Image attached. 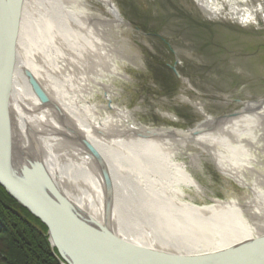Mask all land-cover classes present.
<instances>
[{"label": "bare ground", "instance_id": "1", "mask_svg": "<svg viewBox=\"0 0 264 264\" xmlns=\"http://www.w3.org/2000/svg\"><path fill=\"white\" fill-rule=\"evenodd\" d=\"M99 1L112 22L127 24L111 0ZM196 3L206 20L264 24L263 0ZM91 6L92 0H0L1 177H16L9 184L25 198L45 195L44 209L59 214L65 231L58 239L63 251L69 258L73 250L85 255L76 264H124L120 255L128 254L111 235L138 250L167 255L153 259L161 264H175L174 258L187 264H264V245L247 248L264 237V169L257 167L264 159L256 156L264 154V100L247 102L231 117L206 116L190 130L142 124L120 105L116 85L129 79L123 61L141 62L140 57L120 45L106 17ZM38 92L50 101L44 103ZM191 150L196 165L205 153L253 196L212 199L179 161ZM105 172L113 184L110 208ZM39 180H46V189ZM52 186L80 210L67 208ZM185 186L196 187L197 197ZM201 193L212 203L197 204ZM49 241L57 251V239ZM239 246L242 251L226 259L196 262Z\"/></svg>", "mask_w": 264, "mask_h": 264}, {"label": "rangeland", "instance_id": "2", "mask_svg": "<svg viewBox=\"0 0 264 264\" xmlns=\"http://www.w3.org/2000/svg\"><path fill=\"white\" fill-rule=\"evenodd\" d=\"M111 2L127 24L112 22L113 15L99 0H92L91 8L106 17L108 29L116 33L120 45L135 59L140 57L141 62L123 61L129 79L116 85L121 89L117 95L120 105L142 124L190 130L206 116L231 117L247 102L264 100L263 22L247 26L226 19L206 20L196 0ZM175 66L180 76L173 71ZM167 113L179 117L178 121L164 115ZM187 153L180 155L179 161L185 162V168L212 199L246 201L253 196L251 189L222 174L205 153L200 154L202 162L197 165L189 157L196 151ZM257 155L264 159L261 151ZM257 167L264 169L262 164ZM185 188L197 197L196 187ZM195 202L212 203L205 196ZM55 255L62 263L57 251Z\"/></svg>", "mask_w": 264, "mask_h": 264}, {"label": "water", "instance_id": "3", "mask_svg": "<svg viewBox=\"0 0 264 264\" xmlns=\"http://www.w3.org/2000/svg\"><path fill=\"white\" fill-rule=\"evenodd\" d=\"M172 68H173L174 72H176V74H178V76H180V73L177 71L176 67H172ZM0 82H3L4 83V78H2V80ZM3 93H4V90L2 91V96H3ZM38 95H39L40 99H42V101H44V103H46V101H48V102L50 101V99L48 100L45 97V95H44L43 92H38ZM105 173H106V176H105V179H104L105 180V184H106L105 193H106V195H108L106 204H107L108 208H110L111 207L110 205L112 204V199H111V196L112 195L111 194L113 193V189H112V185L113 184L110 181L109 174L107 172H105ZM10 177L13 178L14 180H16V177H14V176H8V178L5 179V178L1 177V172H0V182L2 183V185L5 188H8L10 190V192L17 199H19V201L27 209H30V211H32L33 214L37 218H39L40 220H42L46 224V226H47V228L49 230V232H48L49 240H51L52 237L54 238L55 241L57 239V241H56L58 243L57 252L59 253V255H61L62 259L65 260L68 264H76L75 259L81 261L82 256H85L82 251H80V250H73L74 251L73 252L74 255L72 254L73 257H70L69 258L67 256V254L63 251V248H62V245L60 244V242H58L59 237L65 231L64 230H61L62 228L60 226H62V223H61V220L59 219V214L53 208H50V210H48V212L46 211V209H44V207H45V201H46L45 195L42 194L41 192H38V193L37 192H34L37 195H30V198L31 199L30 198L29 199L28 198H25L22 195V194H24L22 190L20 192L19 190H16L13 187L14 185H13L12 182L14 180L11 179ZM43 178H45V177H43ZM46 179L49 180V181L51 180L48 177H46ZM39 181H40V186H42V187H44L46 189L47 188L46 185H45V181L46 180H44V181L39 180ZM9 183L11 185H13V186H11ZM52 188H51V191L53 192V194L56 195V196H58V197H60V199L62 198V201H64L65 206L67 208H69L68 205H70V207H72L74 210H77L78 207H76V205L74 206V204L72 202H69L68 201V197H65L64 193L62 192V190L61 191L59 190L60 193H58L57 190H56L58 187L52 186ZM31 192H33V191H31ZM53 194H51V195H53ZM79 210L80 209L78 208V211ZM47 213H49V215L51 217H49V215ZM74 218H77L80 221V223H84V221L86 222V220H82L81 218H78L77 215ZM56 224L59 227V229H57L55 227ZM110 235H111V233H110ZM65 239H67V238H63V241ZM111 239L113 240L112 243L117 248L118 247L121 248L123 251H125L128 254V256H126L125 254H124V256L120 255L126 261V262H124V264H161V263H157L153 259H157V260H160L161 259L162 260L163 258H165L163 256H167L165 254H163L162 256H159L158 254H154V253L147 252V250L141 249V248H140V250H138L135 246L134 247H132L130 245L128 246L119 237H115L114 238L111 235ZM96 241L98 242V239H96ZM261 245H264V237H260V239H257L255 241L249 242L248 245H247V248H250V247L253 248V247H257V246H261ZM63 246H64V243H63ZM241 246H239L238 248H234V249L229 248L225 252L223 251V252H217V253H214V254L206 255V257H202L199 261H196V262H202V261H206V260L215 261V260H220V258H225L226 259L229 256H232L234 254H237V252L238 253L241 252L242 251ZM99 249H100V247L98 248V250ZM116 250H118V249H116ZM101 253H102V255H108L107 252L101 251ZM114 254L118 257L117 252H115ZM158 257H160V258H158ZM166 259L171 260L169 258H166ZM174 260L178 261L175 264H187L188 263V262H186V261L184 262L183 260H180V259H175L174 258L173 261ZM81 262H83V261H81ZM163 264H165V263H163Z\"/></svg>", "mask_w": 264, "mask_h": 264}, {"label": "trees", "instance_id": "4", "mask_svg": "<svg viewBox=\"0 0 264 264\" xmlns=\"http://www.w3.org/2000/svg\"><path fill=\"white\" fill-rule=\"evenodd\" d=\"M45 223L0 184V264H62Z\"/></svg>", "mask_w": 264, "mask_h": 264}]
</instances>
